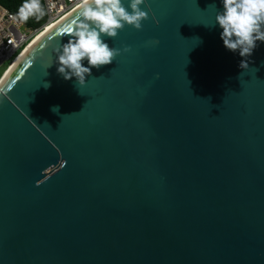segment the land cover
Masks as SVG:
<instances>
[{"label": "water", "instance_id": "water-1", "mask_svg": "<svg viewBox=\"0 0 264 264\" xmlns=\"http://www.w3.org/2000/svg\"><path fill=\"white\" fill-rule=\"evenodd\" d=\"M213 4L149 0L83 85L53 64L76 8L14 62L0 264H264V42L241 68Z\"/></svg>", "mask_w": 264, "mask_h": 264}, {"label": "clouds", "instance_id": "clouds-1", "mask_svg": "<svg viewBox=\"0 0 264 264\" xmlns=\"http://www.w3.org/2000/svg\"><path fill=\"white\" fill-rule=\"evenodd\" d=\"M149 0H80L79 10L73 26L68 28L71 35L57 49L55 55L56 71L65 80L75 79L83 85L91 75L93 68L111 64L122 49L110 46V38L126 25L139 30L147 19ZM223 8L215 7L214 24L221 29L220 38L227 50L238 53L243 61L251 57L253 51L264 42V0H220ZM143 6V7H142ZM147 8V11H145ZM43 15L39 0H25L18 10L20 21L30 16ZM125 46L123 51H128ZM51 64V65H53ZM49 65V67L51 66ZM49 85H46V88ZM53 112H59V106H53Z\"/></svg>", "mask_w": 264, "mask_h": 264}, {"label": "built area", "instance_id": "built-area-1", "mask_svg": "<svg viewBox=\"0 0 264 264\" xmlns=\"http://www.w3.org/2000/svg\"><path fill=\"white\" fill-rule=\"evenodd\" d=\"M45 21L38 27H29L17 17L18 13L10 11L0 3V77L12 63L23 53L38 31L44 25L57 21L76 8L80 0H42Z\"/></svg>", "mask_w": 264, "mask_h": 264}, {"label": "trees", "instance_id": "trees-1", "mask_svg": "<svg viewBox=\"0 0 264 264\" xmlns=\"http://www.w3.org/2000/svg\"><path fill=\"white\" fill-rule=\"evenodd\" d=\"M0 3L10 11L18 13L19 8L23 3H25V0H0ZM39 3L43 8V15L39 17L33 15L30 16L27 21H24L29 27H38L45 21V13L42 0H39Z\"/></svg>", "mask_w": 264, "mask_h": 264}, {"label": "bare ground", "instance_id": "bare-ground-1", "mask_svg": "<svg viewBox=\"0 0 264 264\" xmlns=\"http://www.w3.org/2000/svg\"><path fill=\"white\" fill-rule=\"evenodd\" d=\"M67 14H68V13H67ZM65 15H66V14H65ZM65 15H64V16H65ZM64 16H63V17H64ZM61 18H62V17H61ZM61 18H60V19H61ZM60 19H58L57 21L49 22L48 24L44 25V28H42L40 31L37 32L36 37L31 41V43L27 46V48H28L33 42H35L38 38H40L43 34H45L50 28H52V27H53V26H54V25H55ZM27 48H26V49H27ZM26 49H25V50H26ZM25 50H24V51H25ZM24 51H23V52H24ZM21 54H22V53H21ZM20 56H21V55H20ZM20 56H19V57H20ZM19 57H18V58H19ZM18 58H17V59H18ZM17 59H16V60H17ZM16 60H15V61H16ZM15 61H14V62H15ZM14 62L12 63V65L14 64ZM12 65H11V66H12ZM11 66H10V68H11ZM10 68H9V69H10ZM9 69H8V70H9ZM8 70H7V71H8ZM6 73H7V72H6ZM6 73H5V74H6ZM5 74L2 75V76L0 77V83H1V81H2V79H3V77L5 76Z\"/></svg>", "mask_w": 264, "mask_h": 264}]
</instances>
